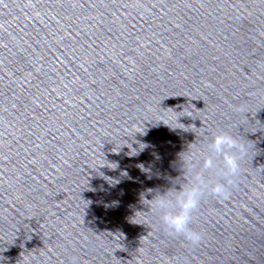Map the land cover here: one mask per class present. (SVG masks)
Returning <instances> with one entry per match:
<instances>
[{
  "label": "water",
  "instance_id": "water-1",
  "mask_svg": "<svg viewBox=\"0 0 264 264\" xmlns=\"http://www.w3.org/2000/svg\"><path fill=\"white\" fill-rule=\"evenodd\" d=\"M221 132L193 246L150 200ZM0 264H264V0H0Z\"/></svg>",
  "mask_w": 264,
  "mask_h": 264
},
{
  "label": "clouds",
  "instance_id": "clouds-1",
  "mask_svg": "<svg viewBox=\"0 0 264 264\" xmlns=\"http://www.w3.org/2000/svg\"><path fill=\"white\" fill-rule=\"evenodd\" d=\"M208 149L212 155L203 158L199 166L195 155L179 157V167L188 182L179 190L169 188L165 191L155 190L150 207L162 213L161 220L167 232L173 236H181L193 246H198L204 239V234L192 227L194 213L201 205L205 193L227 199L230 187L236 183L241 171V159L245 154V146L228 132L216 134ZM214 157L222 158L218 165ZM215 169L220 177L214 183L205 178V171ZM153 190L149 191L152 192Z\"/></svg>",
  "mask_w": 264,
  "mask_h": 264
}]
</instances>
